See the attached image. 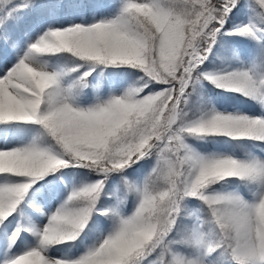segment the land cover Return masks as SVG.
Masks as SVG:
<instances>
[{
  "label": "snow or ice",
  "instance_id": "snow-or-ice-1",
  "mask_svg": "<svg viewBox=\"0 0 264 264\" xmlns=\"http://www.w3.org/2000/svg\"><path fill=\"white\" fill-rule=\"evenodd\" d=\"M0 264H264V0H0Z\"/></svg>",
  "mask_w": 264,
  "mask_h": 264
},
{
  "label": "trees",
  "instance_id": "trees-1",
  "mask_svg": "<svg viewBox=\"0 0 264 264\" xmlns=\"http://www.w3.org/2000/svg\"><path fill=\"white\" fill-rule=\"evenodd\" d=\"M240 99H243V97H240ZM221 102L224 103L225 105H230L234 103L235 101L233 100L232 96H224L220 98Z\"/></svg>",
  "mask_w": 264,
  "mask_h": 264
}]
</instances>
